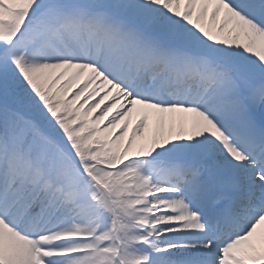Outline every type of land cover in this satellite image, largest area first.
I'll use <instances>...</instances> for the list:
<instances>
[{
	"label": "snow or ice",
	"instance_id": "snow-or-ice-1",
	"mask_svg": "<svg viewBox=\"0 0 264 264\" xmlns=\"http://www.w3.org/2000/svg\"><path fill=\"white\" fill-rule=\"evenodd\" d=\"M0 264H264V0H0Z\"/></svg>",
	"mask_w": 264,
	"mask_h": 264
}]
</instances>
